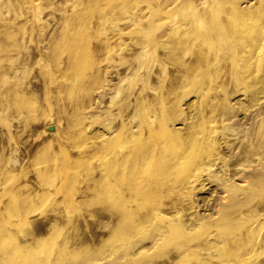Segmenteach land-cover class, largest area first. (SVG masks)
Segmentation results:
<instances>
[{"label":"rangeland","instance_id":"1","mask_svg":"<svg viewBox=\"0 0 264 264\" xmlns=\"http://www.w3.org/2000/svg\"><path fill=\"white\" fill-rule=\"evenodd\" d=\"M0 264H264V0H0Z\"/></svg>","mask_w":264,"mask_h":264},{"label":"bare ground","instance_id":"2","mask_svg":"<svg viewBox=\"0 0 264 264\" xmlns=\"http://www.w3.org/2000/svg\"><path fill=\"white\" fill-rule=\"evenodd\" d=\"M255 19H259V15H255ZM241 27H239V30H238V26L236 25V27L237 28H235V30H231V33L230 34H232V36H233V42L236 40V42L240 39V37L243 35V33L245 32L244 30H243V26L244 27H246V23L245 22H242V25H240ZM241 30V31H240ZM233 32V33H232ZM118 135V134H117ZM156 136V135H155ZM114 138H115V136H114ZM114 138H112V139H114ZM111 139V140H112ZM180 139H178V141H179ZM114 142L112 143L113 145H114V147L115 148H124V144H122L121 143V141H119L118 139H117V136H116V138H115V140H113ZM177 141V140H176ZM177 141V142H178ZM107 142H109V141H107ZM110 142H112V141H110ZM110 142H109V144H110ZM173 141H171V142H168V144H173L172 143ZM185 142V141H184ZM184 142H182L181 140H180V143L181 144H183ZM108 144V143H107ZM167 144V145H168ZM144 145V144H143ZM142 144L141 145H138L137 147V149L136 150H134L133 151V153H131L130 154V157L128 158L126 155V157L128 158H126L127 159V161L125 162V159H124V162H122V163H120V165H118V167H120V166H124V165H126V164H128V165H130V167H131V169H134V168H136V166L139 164V163H142V161H145L144 162V164L145 163H147V165H149V170H151L152 168V171H151V173H150V176L151 177H153V178H156L157 176H162L165 172H166V170H168V168H169V165L170 164H168L169 162H167V163H165V162H161V161H158V160H160V157H161V155H162V153L161 154H159V156H158V160H156L154 157L153 158H151V159H154V160H151V159H148V157H146V155H145V152H143L144 151V147L145 146H143ZM108 147H110V145L108 146ZM120 150V149H119ZM119 150H118V152H119ZM151 152H152V150H150ZM117 152V153H118ZM120 153V152H119ZM148 153V152H147ZM154 153V152H153ZM158 154H156L155 153V155L157 156ZM115 156V155H114ZM167 156H168V154H167ZM113 157V156H112ZM111 157V158H112ZM115 157H113V159H114ZM121 158H122V156H121ZM115 161V160H114ZM159 163V165H156V164H158ZM144 164L142 163V165L144 166ZM189 164H184L183 166H184V168L186 169V167L188 166ZM143 166H140V164H139V168H140V170H141V167H143ZM121 168V167H120ZM126 168V167H125ZM126 169H128V168H126ZM125 169V170H126ZM131 169H129V170H131ZM142 169H144V167L142 168ZM170 169V168H169ZM124 170V169H123ZM184 170V169H183ZM139 171V170H138ZM141 172V171H140ZM139 172V174H141ZM183 172H185V171H183ZM167 174V173H166ZM136 175V174H135ZM169 175L167 174V176L166 177H168ZM138 177V176H137ZM163 177H164V175H163ZM159 178V177H158ZM159 179H163L162 177H160ZM165 179V178H164ZM164 179L162 180V181H164ZM161 180H159L158 182H162ZM165 181H166V179H165ZM159 184V183H158ZM146 185V184H145ZM156 187H154V188H156V189H158V191H159V188H160V186L157 188V185H155ZM156 189H153V191H156ZM160 193V192H159ZM150 210H152V209H150ZM228 214H224L223 216H227ZM143 215H141V217H142ZM145 216V215H144ZM138 218L140 217V216H137ZM140 217V218H141ZM146 219V218H145ZM139 220V219H138ZM137 220V221H138ZM140 223H141V221H140ZM140 226H142V225H140ZM138 227V226H137ZM123 228V227H122ZM132 228V227H131ZM136 228V227H135ZM139 228V227H138ZM219 228L220 229H225V230H227L228 231V228H227V226H224V225H222V226H219ZM176 229V231H178V229H177V227L175 228ZM115 231V230H114ZM113 231V232H114ZM127 231V230H126ZM132 231V230H131ZM128 232H130V230H128ZM119 233V232H118ZM228 234V233H227ZM118 235V234H117ZM120 235V234H119ZM118 235V238L120 237ZM117 238V237H116Z\"/></svg>","mask_w":264,"mask_h":264}]
</instances>
